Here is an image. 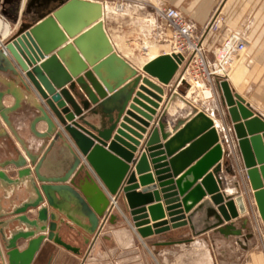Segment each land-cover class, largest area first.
<instances>
[{
    "label": "water",
    "instance_id": "95a60500",
    "mask_svg": "<svg viewBox=\"0 0 264 264\" xmlns=\"http://www.w3.org/2000/svg\"><path fill=\"white\" fill-rule=\"evenodd\" d=\"M26 13L37 22L25 18L0 49V119L22 149L0 164L5 200H21L3 213L0 198V264H38L48 243L79 253L64 234L79 230L89 244L103 229L102 220L115 219L112 198L126 202L142 239L187 225L194 229L187 214L207 195L216 206L214 227L242 236L244 227L237 229L233 220L247 214L248 206L243 195L221 191L225 153L214 120L176 91L154 119L162 85L171 84L182 56L161 55L144 65L158 84L116 52L100 2L31 0ZM220 88L264 224V119L227 80ZM6 97L12 105H5ZM29 112L33 136L50 141L47 150L41 146L44 155L31 151L13 125V114L24 120ZM168 120L176 132L170 139ZM60 141L66 150L51 162L48 154ZM10 167L14 172L8 174Z\"/></svg>",
    "mask_w": 264,
    "mask_h": 264
},
{
    "label": "crops",
    "instance_id": "0c3cea01",
    "mask_svg": "<svg viewBox=\"0 0 264 264\" xmlns=\"http://www.w3.org/2000/svg\"><path fill=\"white\" fill-rule=\"evenodd\" d=\"M156 1L164 6L178 9L185 17L195 23L199 30L209 22L215 12L218 11L220 13V17L223 20L220 32L211 34L207 38V49L210 51V59H212L211 52L221 45L228 31L238 32L248 40V51L238 58L239 62L242 61L246 72L241 77L239 84L235 85L231 80L228 81L233 92L244 99L245 104L249 106L255 115L264 119V0ZM18 2L19 0H0V6L5 9H15ZM23 7L24 3L21 10L24 9ZM26 15L29 22H37V16ZM6 18L9 21L14 20L13 15H6ZM103 21L105 23V18ZM8 25L10 26V24ZM8 29V31L3 30L0 32L2 34L1 39L8 36L9 32H13L11 26ZM109 38L116 52L145 76L147 75L143 72L144 65L158 57L162 50L161 48L152 47L153 51H150L149 48L148 58L145 61L140 59L135 62L127 57L131 55L127 48H122L124 54L117 48L110 35ZM118 46L120 47L119 44ZM134 58L137 59V57ZM147 77L160 84L157 79L151 78L150 76ZM141 85L142 83L139 84V86ZM184 86L181 84L178 85V73H176L169 86L162 85L165 94L162 96L163 102L160 103V108L157 109V115L154 116L155 121L162 113H165L164 107L166 99L171 92L176 91L183 95L188 101L215 120L216 128L221 138L220 142L225 153L224 158L221 160L222 171L219 175L222 181V193L234 197L243 195L244 191L253 194L249 179L246 176L243 158L233 130V124L230 121L224 103L220 81H216L213 85L207 86L209 90L206 94L209 96V100L202 99V102H200V99H193L187 94L182 88ZM136 91H139V88ZM13 102L12 97H6L4 100L6 106L12 105ZM33 116L34 112H29L26 119L23 120L19 114H13L11 119L13 125L25 140L30 150L44 155L50 145V141L38 140L33 136L29 128V123ZM154 123L151 122V127L147 128V133L143 134L144 138L140 140L141 145L135 153L136 157H139V151L145 144L149 132L155 125ZM168 124L169 130L171 131V136L168 138L170 139L176 132L173 131L169 120ZM45 127V124L41 123L38 125V130L43 131ZM166 141L161 138L162 144L166 143ZM64 145L65 142L60 141L48 154V159L51 162H56L61 159L62 150L66 148ZM41 146L46 150H41ZM17 151L22 152L20 144L0 119V164L9 159L16 158ZM6 172L8 174L13 173L14 169L12 167L7 168ZM137 191H140V189ZM4 196L5 193L0 190L1 203L4 209L3 213H6L11 205H18L21 202L20 199H16V201L10 203L5 200ZM213 209H216V206L212 204L210 196L207 195L187 214V216L192 214L194 229L190 225H187L178 229H172L164 234L142 239L136 232L126 202L120 199L115 208L116 213H114L115 219L113 222L110 220L106 221L100 234L95 238H91L89 244L86 243L83 233L79 230L64 234L65 241L79 248V253H73L63 247L48 243L43 248L44 250L37 256V262L38 264H102L101 261L108 258L109 262L104 264H134L139 261L137 254L141 257V244L148 252L153 253L155 251L164 264H264V252L257 233L260 229L256 230V225L261 228V224L263 227L264 224L258 209L254 217L256 218L254 223L251 220L248 221L246 218L248 217L249 211L247 214L240 215L236 220H233L237 224V229H240L242 226L244 227L242 229L243 235L240 237L223 235L219 232V227H214L217 219L212 212ZM165 219H169L168 216ZM246 220L247 222L244 224ZM102 222L104 223L103 220ZM153 223L151 222L150 225ZM223 225H227V222ZM26 246L27 243H23L20 245V249L22 250ZM118 254L124 260H119ZM134 254L136 258H134Z\"/></svg>",
    "mask_w": 264,
    "mask_h": 264
},
{
    "label": "built area",
    "instance_id": "2783aa9c",
    "mask_svg": "<svg viewBox=\"0 0 264 264\" xmlns=\"http://www.w3.org/2000/svg\"><path fill=\"white\" fill-rule=\"evenodd\" d=\"M31 0H19L15 9H5L0 6V19L10 24L6 15H13L16 24L11 26L12 33L3 38L0 49L13 35L23 22L28 5ZM24 3V9L21 7ZM152 5L153 14L148 19V29L151 37L161 47V55H180L182 62L179 64L178 85H188L190 88L195 84L197 87L213 85L217 80L228 78V73L237 65L239 56L244 55L249 48V42L240 33L228 31L218 47L212 52L207 49V38L211 34L219 33L222 18L220 13L215 12L209 22L199 30L198 27L185 17L178 9L167 7L156 0L149 2ZM0 33V38H1ZM148 47H144V55L148 56ZM194 84H193V83ZM204 85V86H203ZM207 87V86H205ZM110 214L117 207L114 198ZM110 217H108L109 219ZM108 219L106 221H108ZM104 220V222L106 223Z\"/></svg>",
    "mask_w": 264,
    "mask_h": 264
},
{
    "label": "rangeland",
    "instance_id": "374dc122",
    "mask_svg": "<svg viewBox=\"0 0 264 264\" xmlns=\"http://www.w3.org/2000/svg\"><path fill=\"white\" fill-rule=\"evenodd\" d=\"M92 1L95 2L98 1L102 4L103 14H104L103 19L105 18V26L107 32L114 41V43L116 44L117 48L121 52L124 53L123 50L124 47L130 51L131 55L127 56L129 59L135 62L140 59L145 61L148 58V56L144 55L145 52L143 50L144 47L150 48V51H153L152 47H157L159 49L158 47L159 44H157V42L152 39V37L150 36L151 33L148 29V19H150V16H152L154 10L152 8V5L149 4V2H153L155 0H92ZM26 16L27 15H25V18ZM9 22L11 26L16 24L14 20H11ZM118 44L120 45V47L118 46ZM134 57H137V59ZM240 63L243 64L242 61ZM205 86L197 87L194 84L192 88H190L188 85H185L182 88L193 99L194 98L200 99V102H202V99L209 100V96H207L206 94V92L209 90V87H205ZM243 196L245 198L249 211L247 215L248 217L246 218L248 219V221L251 220L254 223V220L256 219L254 217L256 216L257 207L254 202L255 200L253 194L244 191ZM114 213H116V210H114ZM259 229L260 231H257V233L261 241L262 250L264 252V227L262 224H261V228H259L258 225H256V230ZM140 247L142 251L141 257L139 254H137V256L139 257L138 258L139 261L135 262L134 264H164L161 262L160 257L155 251L153 253H150L147 250H145V247H143V245L140 244ZM117 256L119 260H124L121 259L120 254H118ZM134 258H136L135 254H134ZM101 262L102 264L108 263L109 259L105 258Z\"/></svg>",
    "mask_w": 264,
    "mask_h": 264
},
{
    "label": "bare ground",
    "instance_id": "6f19581e",
    "mask_svg": "<svg viewBox=\"0 0 264 264\" xmlns=\"http://www.w3.org/2000/svg\"><path fill=\"white\" fill-rule=\"evenodd\" d=\"M10 26L7 24V23H5L2 19H0V32L1 31H8ZM9 34H11V33H9ZM2 37V36H1ZM7 37V36H6ZM2 40L3 39H1L0 38V44H1V42H2ZM245 72H246V68L243 66V64H241L240 62H239V60H238V62H237V65H236V67H235V69H234V71L233 72H230V73H228V78H226V79H219V81L221 82V81H223V80H231L235 85H237V84H239V82H240V79H241V77L245 74ZM229 82V81H228ZM214 120V119H213ZM214 122H215V120H214ZM215 126H216V123H215ZM116 205H117V203H116Z\"/></svg>",
    "mask_w": 264,
    "mask_h": 264
}]
</instances>
